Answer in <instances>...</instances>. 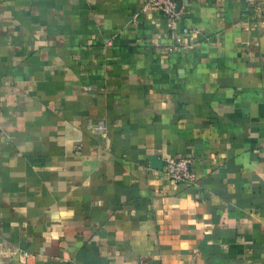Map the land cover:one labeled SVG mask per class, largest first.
I'll use <instances>...</instances> for the list:
<instances>
[{
	"label": "crops",
	"instance_id": "crops-1",
	"mask_svg": "<svg viewBox=\"0 0 264 264\" xmlns=\"http://www.w3.org/2000/svg\"><path fill=\"white\" fill-rule=\"evenodd\" d=\"M176 11L0 0V264H264V0Z\"/></svg>",
	"mask_w": 264,
	"mask_h": 264
},
{
	"label": "built area",
	"instance_id": "built-area-1",
	"mask_svg": "<svg viewBox=\"0 0 264 264\" xmlns=\"http://www.w3.org/2000/svg\"><path fill=\"white\" fill-rule=\"evenodd\" d=\"M143 6L159 10L170 22L176 16V0H142ZM94 131L105 137L104 128L101 125L95 126ZM192 161L190 159H166L163 162L161 172L169 180L177 184L192 185L195 177L192 172Z\"/></svg>",
	"mask_w": 264,
	"mask_h": 264
}]
</instances>
